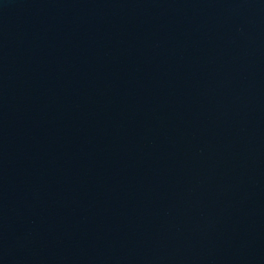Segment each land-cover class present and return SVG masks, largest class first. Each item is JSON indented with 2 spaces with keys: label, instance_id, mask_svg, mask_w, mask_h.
I'll list each match as a JSON object with an SVG mask.
<instances>
[{
  "label": "water",
  "instance_id": "1",
  "mask_svg": "<svg viewBox=\"0 0 264 264\" xmlns=\"http://www.w3.org/2000/svg\"><path fill=\"white\" fill-rule=\"evenodd\" d=\"M0 264H264V0H0Z\"/></svg>",
  "mask_w": 264,
  "mask_h": 264
}]
</instances>
